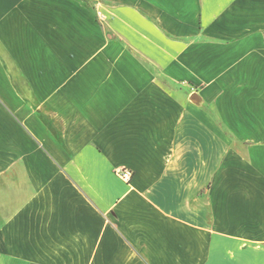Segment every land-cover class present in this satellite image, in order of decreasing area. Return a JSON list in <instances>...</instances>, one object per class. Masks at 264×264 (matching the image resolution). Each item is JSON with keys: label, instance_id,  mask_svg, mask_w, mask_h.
<instances>
[{"label": "crops", "instance_id": "1", "mask_svg": "<svg viewBox=\"0 0 264 264\" xmlns=\"http://www.w3.org/2000/svg\"><path fill=\"white\" fill-rule=\"evenodd\" d=\"M0 264H264V0H0Z\"/></svg>", "mask_w": 264, "mask_h": 264}, {"label": "built area", "instance_id": "2", "mask_svg": "<svg viewBox=\"0 0 264 264\" xmlns=\"http://www.w3.org/2000/svg\"><path fill=\"white\" fill-rule=\"evenodd\" d=\"M115 174L123 181L130 182L133 177V171L129 168L120 167L115 170Z\"/></svg>", "mask_w": 264, "mask_h": 264}]
</instances>
